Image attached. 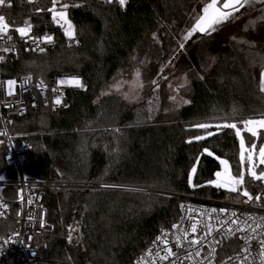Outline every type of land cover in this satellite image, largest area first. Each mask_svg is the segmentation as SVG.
Listing matches in <instances>:
<instances>
[{
	"label": "trees",
	"instance_id": "16d2710c",
	"mask_svg": "<svg viewBox=\"0 0 264 264\" xmlns=\"http://www.w3.org/2000/svg\"><path fill=\"white\" fill-rule=\"evenodd\" d=\"M9 1L13 5L3 15L10 25L25 20L34 34H53L57 46L8 59L2 77L30 74L47 81L52 74L71 73L86 89L70 94L65 110L40 108L13 124V135L30 146L24 173L64 184L44 198L51 230L41 237V247L50 262L134 264L159 229L176 222L185 198L234 199L209 183L219 159L233 170L238 165L233 128L217 126L264 118L258 74L264 52L254 38L264 27V1L234 10L230 22L244 16L248 25L216 51L212 42L229 21L184 39L212 0H127L123 7L117 0H57L56 9L66 12L80 43L73 49L51 24L50 13H30ZM193 46L192 58L187 52ZM182 56L185 64L178 62ZM133 64L145 80L175 64L166 78L189 75L187 103L178 106L161 84L150 104L109 92L113 79ZM200 123L210 127H196ZM257 144H264V130ZM4 169L0 155V173Z\"/></svg>",
	"mask_w": 264,
	"mask_h": 264
},
{
	"label": "built area",
	"instance_id": "2783aa9c",
	"mask_svg": "<svg viewBox=\"0 0 264 264\" xmlns=\"http://www.w3.org/2000/svg\"><path fill=\"white\" fill-rule=\"evenodd\" d=\"M225 2L219 0L216 7L224 11ZM15 3L35 14L51 13L49 9L53 7L52 0H15ZM12 5L11 1L5 0V4L0 5V15ZM5 22L8 28L0 34V56L4 57L0 60V155L5 162V169L0 173V264H54L49 261V252L41 247V237L51 230L44 198L48 191L64 184L24 173L23 159L30 146L13 135V124L40 108L67 109L69 95L83 90L84 84L81 77L71 73L52 74L47 81L30 74L3 78L1 68L8 59L19 54H46L57 46L53 34H34L33 25L25 20L16 25H10L6 19ZM28 24L31 31L22 37L16 29L27 28ZM45 36H51L52 43L44 41ZM64 39L69 49L80 46L75 37L65 36ZM5 48L9 51H3ZM40 48L44 51L41 52ZM28 77L31 79L24 83ZM73 77L78 78L82 86L71 83ZM9 80L16 81L11 89L7 84ZM10 90L12 95L8 94ZM244 190L251 200L242 195ZM230 194L234 197L230 201L185 198L176 222L171 227L159 229L146 249L136 255L134 264H264V245L261 243L264 241V180L254 182L248 179L238 186L236 193ZM221 209L225 211L221 212ZM193 224L196 225L195 231L192 230ZM164 256L167 259H162Z\"/></svg>",
	"mask_w": 264,
	"mask_h": 264
},
{
	"label": "rangeland",
	"instance_id": "374dc122",
	"mask_svg": "<svg viewBox=\"0 0 264 264\" xmlns=\"http://www.w3.org/2000/svg\"><path fill=\"white\" fill-rule=\"evenodd\" d=\"M219 0H217L218 2ZM251 2V0H250ZM249 2V3H250ZM248 4V3H247ZM245 5V4H244ZM239 6L238 4L236 7ZM231 8V7H230ZM230 8H223L225 12H232L235 14V11H230ZM65 12L62 9H56V12ZM211 11V10H210ZM223 11V12H224ZM238 11H236L237 13ZM204 15V12L203 14ZM201 15V16H202ZM68 20V17H67ZM231 17L226 20L224 23H229L227 27H225L221 32L214 38L212 44L215 49H219L230 37L235 36L237 34L238 28L241 26H247L248 23H246V20L243 17L240 19H236L235 21L230 22ZM50 21L51 24L56 27L62 35L65 37V29L67 28V24L65 23L64 20H61L59 16L54 20L53 19V13H50ZM69 21V20H68ZM233 22H236L237 24L235 26H232ZM72 24V23H71ZM221 24V25H222ZM63 25V27H62ZM73 26V25H72ZM74 29V27H73ZM75 32V29H74ZM204 34L201 32H194L188 39H190L193 35L195 34ZM67 37V36H66ZM76 37V35H74ZM254 38L262 45V50L264 52V27H258L256 30V33L254 34ZM194 51L195 47H191L188 50V55H191L193 58L194 56ZM178 62L185 64V57H181ZM175 64H167L164 68H161L157 73H152L147 77V80H145L144 76L142 75L141 69L138 67L137 64H133L130 68L127 70L121 71L112 81L111 85L109 86V92L115 93L118 95H121L127 102L130 103H153L155 102L154 100L157 99V91H158V84H161V86L168 88V92L172 98V100L178 105L182 106L187 101V97L189 94V75L184 73L182 76L177 77V78H171L167 79L166 76L171 74L173 71ZM139 71L140 76H139V81H137L136 73ZM259 74L260 77V89L264 87V70ZM43 75H48L47 73ZM134 84H138L140 86H134ZM162 91V88L160 89ZM261 92L264 94V91L261 90ZM157 101V100H156ZM264 118H257V119H252V120H260ZM254 128L257 132L256 136H253L250 131H248V128ZM240 129V135L238 136L236 134V129L233 128L234 135L238 141V165L235 170L232 169L230 163L228 162L227 165H224L221 163V160L225 159H219V170L222 174L221 178H218L215 174L214 180L217 181L218 179H223L227 176L228 173H231V175L236 176L238 172H242L244 174V181L249 179L250 181L257 182L259 180H256L252 175L251 171H255L257 175L261 173V171H264V164L260 163V152L259 149L261 147H264V144H257L258 143V138L259 134L264 130V128L259 127V125L253 124V125H248L245 126L243 124L241 127H237ZM243 139L244 141V155L245 159L242 162L240 160V152H241V147H240V141ZM247 140H249L251 143L250 146L247 145ZM255 144V148L252 147V145ZM249 156H251V159L249 160ZM227 169V172H226ZM244 184V183H243ZM211 186L219 189L225 193H236V192H230L228 190V187L224 188H218L216 187L215 184L211 183Z\"/></svg>",
	"mask_w": 264,
	"mask_h": 264
},
{
	"label": "snow or ice",
	"instance_id": "6c2138e0",
	"mask_svg": "<svg viewBox=\"0 0 264 264\" xmlns=\"http://www.w3.org/2000/svg\"><path fill=\"white\" fill-rule=\"evenodd\" d=\"M105 2L107 3H111L112 0H105ZM250 0H226V2L223 5V8L227 9V8H233L235 11H238L239 9L236 8L235 6L238 4L240 7H243L244 4L249 3ZM56 3L57 0H52V4L53 7L51 9H49V11H51L53 13V19L55 20L57 18V16H59V18L61 20H64L65 23L67 24V28L65 29V35L68 36L70 39L74 38L75 32L73 29V26L71 24L70 21L67 20V14L66 12H56ZM118 3L121 7H123L126 3L127 0H118ZM5 4V0H0V5H4ZM217 4V0H212L211 3L206 4V6L203 9L204 15L202 16H198L196 18L195 21V25L191 28V30L188 32V34L184 37V39H188V37H190L192 35V33L194 32H201V33H210V32H214L217 30V27L219 25H221L223 22H225L226 20H228L233 13L232 12H223L221 11L219 8L216 7ZM78 6V5H77ZM64 9H67L68 5L64 4L62 6ZM211 10V11H210ZM63 27V25H62ZM8 28L7 23L5 22V17L3 15H0V34L4 33ZM17 32L20 33V35L23 37L27 34V32L31 31V25L28 24L27 28L25 27H19L16 29ZM2 38V37H0ZM8 39H11V36L8 37ZM43 40L48 42V43H52V37L51 36H45L43 37ZM39 46V45H37ZM181 48H183V44L180 45ZM3 51H9L8 48L3 49ZM40 51L43 52L44 49L40 48ZM4 57L0 56V60H3ZM139 76L140 73L139 71H137L136 73V77H137V81H139ZM31 79V77H28L24 83H27L29 80ZM16 81L14 80H9L7 81V84L9 85V88L11 89V86L15 85ZM61 84L65 83V81H60ZM71 83H73L76 86H82L81 82L78 78L73 77L71 80ZM41 84H43V81H41ZM134 86H140L138 84H134ZM262 91H264V87H262L261 89ZM9 95H12L11 90L8 93ZM56 103L59 104L60 103V99L57 98ZM185 103H187V101H185ZM245 126L248 125H259V127L264 128V119H260V120H246L244 121ZM196 127L198 128H202V129H207L210 127L209 124L206 123H200L198 125H196ZM217 127H225V128H234L236 129V134L239 136L240 135V129L237 128L236 124H224L222 126H217ZM248 131H250L252 133L253 136L257 135V132L254 128H248ZM209 136L213 135L212 132L208 133ZM203 137H196L197 140L202 139ZM191 142V141H189ZM240 147H241V152H240V160L243 162L245 159V155H244V141L243 139H241L240 141ZM253 148H255V144L252 145ZM205 151H207V149H205ZM260 152V163L264 164V147H261L259 149ZM209 155H211L212 153H208ZM251 159V156H249V160ZM221 163L224 165H227L228 162L226 160H221ZM192 173L194 174L196 172V167H193L191 169ZM227 172V169H226ZM251 175L256 179V180H264V171H261V173L259 175L256 174L255 171H251ZM216 176L218 178L222 177V174L220 172L216 173ZM190 181H191V176L189 177ZM209 183H213L216 185V187L218 188H224V187H228V190L230 192H237L238 191V186L242 185L244 183V174L242 172H238L236 176L231 175V173H228L227 176L223 179H218L217 181H210ZM242 195L247 196L249 200L252 199V197L249 195V193L244 190L242 192ZM257 200L260 199L259 196L256 197ZM247 202V201H245ZM213 211H216L215 209H213ZM221 212H224V209L220 210ZM233 215H235L233 213ZM264 219V218H262ZM233 224L236 223L235 220L232 221ZM43 221H41V227H43ZM257 227H259V225H257ZM196 225L193 224L192 225V230L195 231ZM229 234H231V229H229ZM69 239L71 240V231L69 233ZM180 237H177V240H179ZM192 243H197V241H192ZM262 245H264V241L261 242ZM169 254H171V250L169 249ZM245 251H247V249H245ZM196 255H199V252L196 253ZM162 259H167V256L162 257Z\"/></svg>",
	"mask_w": 264,
	"mask_h": 264
},
{
	"label": "crops",
	"instance_id": "0c3cea01",
	"mask_svg": "<svg viewBox=\"0 0 264 264\" xmlns=\"http://www.w3.org/2000/svg\"><path fill=\"white\" fill-rule=\"evenodd\" d=\"M236 7V6H235ZM233 10V8H230V11H232Z\"/></svg>",
	"mask_w": 264,
	"mask_h": 264
},
{
	"label": "water",
	"instance_id": "95a60500",
	"mask_svg": "<svg viewBox=\"0 0 264 264\" xmlns=\"http://www.w3.org/2000/svg\"><path fill=\"white\" fill-rule=\"evenodd\" d=\"M83 90H86L85 88H83ZM156 193V192H155ZM161 194V193H160Z\"/></svg>",
	"mask_w": 264,
	"mask_h": 264
}]
</instances>
